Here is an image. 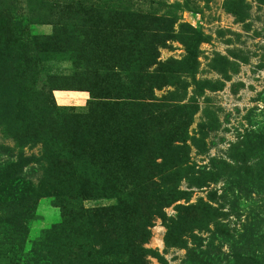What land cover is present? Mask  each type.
<instances>
[{
  "label": "rangeland",
  "instance_id": "rangeland-1",
  "mask_svg": "<svg viewBox=\"0 0 264 264\" xmlns=\"http://www.w3.org/2000/svg\"><path fill=\"white\" fill-rule=\"evenodd\" d=\"M253 259L264 0H0V264Z\"/></svg>",
  "mask_w": 264,
  "mask_h": 264
},
{
  "label": "trees",
  "instance_id": "trees-1",
  "mask_svg": "<svg viewBox=\"0 0 264 264\" xmlns=\"http://www.w3.org/2000/svg\"><path fill=\"white\" fill-rule=\"evenodd\" d=\"M146 104V103H145ZM146 107V106H145ZM162 114L160 113L158 116L157 115H154V116H152V117H150V120H152V119H155V118H158V119H160V117H162L161 116ZM20 161L19 162H16V163H13V164H6V165H8L7 167H5V169H4V171H2L3 172V176H5V177H11L12 175H11V172H10V169H11V167L12 168H16V171L15 172H17V171H19V170H21L23 167H24V165L21 163V159H19ZM25 161H27L28 159H24ZM13 177V176H12ZM241 179L239 180V182H238V184H237V187H240V188H242L241 187ZM253 184V183H252ZM8 191H10V190H8ZM119 194H120V196H119V202L120 203H124L125 202V199H124V197L122 196V191H120L119 190ZM12 197V196H11ZM16 217H17V215L16 214H14V213H12L10 216H9V218L7 219V223H10V224H12V225H16V221L17 220H15L16 219ZM173 229L174 228H172V227H169V229H168V232L169 233H171L172 231H173ZM252 262H253V264H264V261H260V260H255V259H253L252 260Z\"/></svg>",
  "mask_w": 264,
  "mask_h": 264
}]
</instances>
